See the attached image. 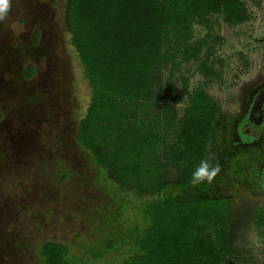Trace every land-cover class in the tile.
<instances>
[{
	"label": "rangeland",
	"instance_id": "374dc122",
	"mask_svg": "<svg viewBox=\"0 0 264 264\" xmlns=\"http://www.w3.org/2000/svg\"><path fill=\"white\" fill-rule=\"evenodd\" d=\"M193 22L164 46L155 96L141 117L158 119L159 169L135 182L114 176L79 139L92 87L69 22L72 0H9L0 20V264H42L41 246H67L69 264H129L155 201L219 200L236 264H264V150L236 142L233 122L264 87V0H241ZM198 94L218 108L203 159L209 180L179 187L188 112ZM102 149H97L101 152ZM170 187L157 193V181ZM232 261H230V264Z\"/></svg>",
	"mask_w": 264,
	"mask_h": 264
},
{
	"label": "trees",
	"instance_id": "16d2710c",
	"mask_svg": "<svg viewBox=\"0 0 264 264\" xmlns=\"http://www.w3.org/2000/svg\"><path fill=\"white\" fill-rule=\"evenodd\" d=\"M219 12L230 23L247 17L241 0H72L69 22L93 91L79 139L117 178L132 183L157 173L163 145L158 119L141 113L152 105L159 65L172 59L164 46L172 37L188 40L196 19ZM217 110L204 94L189 109L183 148L174 154L184 165L180 188L194 181L192 163L204 158ZM155 185L160 193L170 182ZM148 214L151 225L137 239L143 255L129 264H236L219 200L167 197L152 203ZM67 254L60 242L40 248L42 264H69Z\"/></svg>",
	"mask_w": 264,
	"mask_h": 264
},
{
	"label": "flooded vegetation",
	"instance_id": "af4514ba",
	"mask_svg": "<svg viewBox=\"0 0 264 264\" xmlns=\"http://www.w3.org/2000/svg\"><path fill=\"white\" fill-rule=\"evenodd\" d=\"M233 129L236 142L256 144L264 150V87L251 96L244 111L236 116Z\"/></svg>",
	"mask_w": 264,
	"mask_h": 264
},
{
	"label": "clouds",
	"instance_id": "9594fccd",
	"mask_svg": "<svg viewBox=\"0 0 264 264\" xmlns=\"http://www.w3.org/2000/svg\"><path fill=\"white\" fill-rule=\"evenodd\" d=\"M10 7L9 0H0V20H3L7 15ZM215 175V170L209 171L207 161L202 160L200 166L193 173V180L200 181L204 178L209 180Z\"/></svg>",
	"mask_w": 264,
	"mask_h": 264
}]
</instances>
